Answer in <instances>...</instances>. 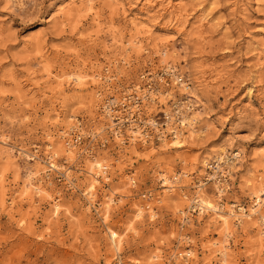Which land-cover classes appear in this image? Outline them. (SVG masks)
<instances>
[{
	"label": "rangeland",
	"instance_id": "obj_1",
	"mask_svg": "<svg viewBox=\"0 0 264 264\" xmlns=\"http://www.w3.org/2000/svg\"><path fill=\"white\" fill-rule=\"evenodd\" d=\"M124 95L148 143L112 136ZM175 100L197 129L176 145L157 130ZM93 155L109 169L90 186ZM259 183L264 0H0V264H264Z\"/></svg>",
	"mask_w": 264,
	"mask_h": 264
},
{
	"label": "bare ground",
	"instance_id": "obj_2",
	"mask_svg": "<svg viewBox=\"0 0 264 264\" xmlns=\"http://www.w3.org/2000/svg\"><path fill=\"white\" fill-rule=\"evenodd\" d=\"M135 41V40H134ZM137 44H140V41L139 40H136L135 41ZM165 53V52H164ZM172 70V69H170ZM175 72V71H174ZM178 78V77H177ZM179 81H181V87H183L184 89H187L188 88V84L186 82H183V77H179ZM191 91V90H189ZM189 96L191 97H194L195 98V101H197V99L199 100V97L195 94L192 95L191 93L189 94ZM197 97V98H196ZM116 98H119L118 96H115L114 99H113V103L117 102L116 101ZM103 99V98H102ZM192 99H189L188 101H190ZM188 101H185L184 103L188 102ZM175 104L177 105V109H178V114H180V118L178 119L179 120V123L178 124H175V125H171L169 122H170V117H169V121L167 122V127L164 129H159L161 135H160V139L161 141L165 140V139H168L167 138V134L166 132L171 130V133H172V139L169 141V142H172L174 145L178 144L179 142H182L186 139V137L184 136V130L182 129L183 126H189L190 129L192 128L193 130V133H197V129L195 127V121H194V115H192L189 111L190 109L194 108L193 105L195 104H191V105H185L186 106V109H187V113H184L185 110L183 109L182 106H184L183 103H180L178 100H175ZM191 110V111H192ZM106 112H107V115L109 116V120L111 123H113V125H115L116 123H119V122H116V119H117V113H112L111 112V108H109V106H106ZM167 114H169V112L167 111ZM170 116V115H169ZM156 123V122H155ZM112 124L110 126H113ZM77 127V126H76ZM76 127H73V128H76ZM70 128V127H69ZM72 129V128H71ZM128 131V130H127ZM120 130L117 131V135H114V138L117 139L120 143H125V137L121 134H119ZM129 138L132 142H141V143H148L149 141V135L143 133L142 131H140V128L135 125V124H132L130 127H129ZM64 134H65V131L61 132V137H64ZM194 136V135H193ZM65 144L67 145V151L70 153L72 152V150L75 149V147L72 145V144H69L68 142L65 141ZM51 147V146H50ZM51 149V148H50ZM235 151V156L237 158H241L242 156V150L240 148H237L234 150ZM51 153V158H53V160L56 158V152L55 151H50ZM49 153V154H50ZM234 156V157H235ZM55 157V158H54ZM88 158L92 159V163L89 164L90 167H89V174L91 175L92 177V182L90 183V186L92 185V183H96L97 181V174H98V177L101 175V170L103 169L104 170H108L109 169V165L107 164H104L102 163L101 160L97 159V156L93 155V156H87ZM53 162V161H52ZM52 167H57V163L56 162H53L51 164ZM68 170V169H67ZM98 171V173H97ZM67 175H68V172H66ZM88 167H87V174H86V177H88ZM69 178H72L74 179L75 177H71V175L69 174L68 175ZM71 179V180H72ZM75 180H77L75 178ZM170 181L169 178L167 177H164V182H168ZM254 182H251V186H253ZM252 188V187H250ZM253 194L257 197L258 195H260L261 197V200L257 201L256 202V206L255 207H252L251 208V212L249 215H253L257 212V210L260 208V206L264 203V184L262 183H259L258 185H254L253 187ZM199 197V200H198V203H199V207L200 209H205L206 207H208V200L201 194L198 195ZM202 203V205H200V202ZM234 206V204H233ZM148 207V206H147ZM218 209H221L220 207ZM219 211V210H218ZM237 211H239L241 214H243L246 209L244 207H239L238 210H236V213H238ZM233 210L231 211V213L233 214ZM143 213V210L142 209H139V212L137 213L138 216H140L141 214ZM223 214V213H222ZM235 214V213H234ZM233 214V215H234ZM223 216V215H222ZM223 219V224H224V228L226 229L227 233L229 234V229H230V220L227 216L225 217H222ZM232 230V229H231ZM262 234H264V231H262ZM221 250V248L219 249ZM224 250H221V252L223 253V255H226V253L223 252ZM189 252V251H188ZM191 252V251H190Z\"/></svg>",
	"mask_w": 264,
	"mask_h": 264
},
{
	"label": "built area",
	"instance_id": "obj_3",
	"mask_svg": "<svg viewBox=\"0 0 264 264\" xmlns=\"http://www.w3.org/2000/svg\"><path fill=\"white\" fill-rule=\"evenodd\" d=\"M147 96H149V95H147ZM114 97L115 96H111L110 98H107L105 100V102H104V109H103V110L106 111V106H109V108H111V112L112 113H117L118 114L117 115L116 122H119V123H116L114 125L113 129L111 130L112 131V136L114 137V135H117V131L120 130L119 134L123 135L125 137V141H127V138L124 135V131L123 130H124L125 125L131 126L132 124L137 125L140 128V131H142L143 133L149 135L146 132V125H144V123L141 122L138 119L139 118V114L141 112V107H140L139 102L138 101H135L133 103V105H131L132 107L129 106V110L130 111L127 114L120 115L119 107L122 106L121 108H123V107L128 106V103H127L128 97L124 95L121 98L120 97L119 98H116V101L117 102L113 103ZM176 114H178V112H176ZM169 117L171 119V114H166L167 121H169ZM179 118H180V114H179V117L177 118V120ZM152 124L154 126L159 125L156 120L153 121ZM166 127H167V123H166ZM161 128L163 129V127H161ZM73 129H75V128H73ZM157 130H158V133H159L158 135H159V138H160L161 133L159 131V128H157ZM72 134H75V135H73L70 139H67L66 142H68L69 144H72L75 147H77L78 145L83 144L84 135L81 132H77L76 131V132H73ZM90 136H91V139H95L97 137V134H96V132H92V134ZM128 139H129V137H128ZM107 143H108V140L107 139H104V141H101L100 142V145L106 146ZM82 151H84L85 153H88V154L92 155L93 152H94V148H92V147L89 146V147L83 148ZM52 161H53V158H49V169H51V170L52 169H56L55 167H52L51 166V164L53 163ZM61 175L63 176V178L65 179V181H66V183L68 184L69 187L73 188L75 186V181H76L75 179L69 178L68 175H67V173L64 172V171L61 172Z\"/></svg>",
	"mask_w": 264,
	"mask_h": 264
}]
</instances>
